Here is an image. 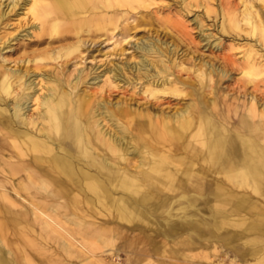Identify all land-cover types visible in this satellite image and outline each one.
Returning a JSON list of instances; mask_svg holds the SVG:
<instances>
[{
    "label": "bare ground",
    "instance_id": "bare-ground-1",
    "mask_svg": "<svg viewBox=\"0 0 264 264\" xmlns=\"http://www.w3.org/2000/svg\"><path fill=\"white\" fill-rule=\"evenodd\" d=\"M58 1L68 5L66 0ZM137 1L106 0L95 24L96 31L104 32L100 34L104 38L101 44H110L115 51L121 44L131 43L128 42L130 35L118 38L115 10L130 7ZM240 1L243 3V21L251 26L250 33L256 35L259 32L264 41V25L259 12L248 0ZM40 2L28 1L24 19L31 16L33 20H42L46 13ZM221 2L226 11L230 9L227 0ZM254 19L256 23H253ZM230 21L233 22L234 17L231 16ZM233 25L238 27L237 22ZM58 26L57 20L51 24L52 34ZM36 28L40 31L48 29L44 22ZM93 44V41L70 44L64 54L54 60L74 56L84 61V54ZM163 44L171 49L168 46L171 43L164 40ZM214 45L219 48V42ZM153 46L148 42H136L133 48L141 53L139 62L115 63L104 68L102 74L89 79L90 86L95 88L92 90L102 95L105 89L109 93L125 86L135 90L140 85L143 95L150 101L182 96L184 89L170 73L173 66L165 61L164 67L159 68L149 59L152 54H163L161 49ZM7 48H0V51ZM53 55L54 50L52 54H38L30 62L38 63L43 56L49 59ZM111 55L106 54V57ZM81 72L79 70L67 90L53 85L42 95L37 94L42 91L35 83L37 73H33L34 78L23 74L20 69H9L1 74L3 92L16 84L21 87L23 97L15 99L9 105L10 109L0 108V115L8 117V121L0 119V123L7 124L6 132L2 134L6 136V143L0 148V264H56L52 259L54 255H45L43 252L47 248L41 249L32 238L37 227H40L46 244L53 248V244H57L60 252L69 259L76 254V259L89 264L143 262L144 256H140L132 239L127 237L109 242L95 241L99 256L76 251L66 234L52 229L50 221L63 218L75 238L87 242L90 232L87 215L98 210L107 211L106 216L117 221L121 229L134 232L152 226L164 240L174 242L177 233L195 228L197 222L204 224L208 198L213 206L210 211L213 217L206 220L207 224L218 230H230L233 254L230 261L232 264H246L247 256L237 247L238 239L248 237L247 244L251 245L261 239L259 236L249 238V234L261 232L262 237L264 231V205L261 201L264 199V105H259L254 95L244 107L233 103L228 96L223 99L211 83L218 72L222 76H227V72L218 70L208 61L195 72L201 85L210 87L213 97L208 98L204 106L205 101L190 102L171 115L159 114L154 112L155 108L149 107L133 110L132 105L123 100L113 102L101 96L82 95L79 93L83 79ZM209 107L211 111L207 116L204 110ZM30 111H36L38 115L37 120L31 122V129L27 122ZM157 192L194 194L203 201L198 206L199 211L189 209L181 216L173 207L160 224L151 223L147 210H150L149 202L158 199ZM22 200L27 204L25 211L28 214H22L23 206L18 204ZM41 200L43 203H39ZM143 205H146L145 209H142ZM154 248L159 254V249ZM122 254L128 259L123 260ZM251 257L264 263V253H254ZM147 264L152 263L147 261Z\"/></svg>",
    "mask_w": 264,
    "mask_h": 264
},
{
    "label": "rangeland",
    "instance_id": "rangeland-1",
    "mask_svg": "<svg viewBox=\"0 0 264 264\" xmlns=\"http://www.w3.org/2000/svg\"><path fill=\"white\" fill-rule=\"evenodd\" d=\"M28 1L0 0V48L8 47L0 51V108L10 109L9 105L15 99L23 97L21 87L16 86V84L9 91L3 92L1 74L7 70L9 71V69H20L23 74H30L33 78V73H37L40 77L37 75L35 83L37 88H42V91L37 93L38 95L46 94L47 88L53 85L67 90L69 83L73 81L79 70H81L83 79L79 84L80 94H88L95 97L101 96L105 100L113 102L123 100L130 103L133 110L137 108L142 110L149 107L151 109L155 108L154 112L159 114L165 112L171 115L190 102L205 101L202 104L204 106L206 100L213 97L210 87L202 86L195 72L206 61L214 65L218 70L227 72V76H222L218 72L214 77V82L211 83L214 91H217L223 99L228 96V99L233 100V103L241 104L244 107L248 106L252 95H254L258 104L264 105V41L261 40L259 32H256V35L250 33L251 26L243 21V3L240 0H227V4H230L228 5L230 9L227 11L223 8L222 0H138L132 3L130 7L115 10L116 21L119 26L117 29L118 38L130 35L128 42H131L130 44H121L115 51L112 50V46H109L110 44H101L104 39L101 35L104 32L100 33L95 30L96 21L99 20H96V17L103 12L106 0H82L83 3L81 4L78 3L79 0H66L68 5H64L58 0H41L40 5L46 13L41 21L33 20L31 16H27L24 19ZM248 1L254 6V10L259 12V17L264 25V2L260 0ZM14 3H16V6H13ZM228 13H231L229 15L234 17L233 22H237L238 27H235L233 22L230 21L231 16L227 15ZM224 14H226L225 19L223 17ZM55 20H57L59 26L57 31L52 34L50 31L51 24ZM41 22L46 23V28L48 29L40 31V29L36 28ZM256 22V19H254L253 23ZM94 31H96V34ZM89 32L94 36L91 33L89 35ZM98 36L101 38H98ZM206 38L207 40H205ZM164 40L166 43H171L168 45L171 49H168L167 45L163 44ZM79 41L94 42L88 51H85L84 61L74 56L68 59L63 57L62 59L54 60L58 55L64 54L67 46L69 47ZM136 42L140 44L148 42L152 46L155 44L154 48L161 49L163 54H152L149 59L159 68L164 67L165 61L173 66L170 73H172L174 79L180 82L179 86L184 89L182 96L178 98L176 96H168L167 99L163 100L164 103L163 101L148 100L146 95H143L140 85L135 90L131 86H125L121 88L122 91L113 89L109 93L105 89L104 93H106L102 95L97 93V90H92L93 87L90 86L91 81L89 79L95 75L102 74L105 71L104 68L112 67L115 63L124 65L126 62H139L141 53L133 48ZM216 42H219V48L215 47L214 44ZM50 43L54 46L50 45ZM172 44L174 45L172 46ZM53 50L54 55L50 56L52 59H46L43 56V60L38 63L30 62L38 54L41 55L46 52L52 54ZM173 50L174 53H172ZM106 54L112 55L106 57ZM251 62L252 65L249 66ZM179 64L183 66L178 67ZM40 78L42 81H40ZM110 83L112 82L110 81ZM259 109L261 110L262 107H259ZM210 111V107L204 110L208 114L207 116H209ZM1 116L4 117L2 118ZM36 118H38L36 111L27 113V122L30 129L33 128L31 122ZM0 119L8 121L7 115H0ZM6 128L7 124L0 123V148L4 147L6 143V136L5 134L2 135L6 132ZM207 191H210L209 187H207ZM156 195L158 199L149 202L148 207L150 210H147V212L151 218V223L156 222L157 224L164 221V217H166L164 215L173 208L172 204L177 203L179 199H185L187 200L185 202L190 203L184 206L186 207L183 210L185 213L189 209L199 211L198 206L203 201L202 198L194 196V194L179 193L168 195L164 192H157ZM261 201L262 205H264L263 198H261ZM39 203H43V201L41 200ZM18 204L23 206V209H21L22 214H26V202L22 200ZM144 206L146 207V205H143L142 209H145ZM212 208L213 206H211L208 198L205 203L204 214L202 213L208 221L213 217L210 212ZM106 215L107 211L101 210L87 215V227L90 229L88 233L89 241L87 242H81L82 239L75 238V235L67 228L68 225L63 218H52L50 222L53 230L66 234L67 240L73 244L76 251H83L87 255H100L95 246V241L97 240L101 239L109 242L115 238L127 237L132 239V245L138 249L137 252L140 256H144V259L141 258L143 262H134L132 264H144L145 261L146 264L147 261L152 264H162L170 261L169 258L174 256L180 260L181 264H232L230 261V258L233 257L230 230H218L212 224H207L206 220L204 224L197 222L195 223V228H189L177 233L173 239H176L175 242H179L175 244L164 240L162 234L155 227H142L141 230L133 232L121 229L118 227L120 224L117 221L109 219ZM31 220L32 217L28 219V222L30 223ZM37 229L38 231L33 234L32 238L40 245L41 249L42 247L47 248L43 252L45 255H54L52 259L54 258L53 260L56 264H67L66 261L75 264H89L76 259V254L73 259H69L64 253L60 252L57 244H53L55 247L57 246L56 249L50 244L47 245L40 234V227H37ZM260 234H249V238L254 239L259 236V239H261L251 245L247 244L248 237L245 240L244 238L243 240L241 238L238 239L237 247L239 251L247 256L244 263L264 264L259 259H255L256 257H251L254 253H264V231H262L263 238L260 237ZM30 242L33 243V240H30ZM154 247L159 249L160 254L155 252L156 249ZM122 258L123 260L128 259L125 254H122ZM38 262L40 263V261ZM175 264L177 263L175 262Z\"/></svg>",
    "mask_w": 264,
    "mask_h": 264
},
{
    "label": "crops",
    "instance_id": "crops-1",
    "mask_svg": "<svg viewBox=\"0 0 264 264\" xmlns=\"http://www.w3.org/2000/svg\"><path fill=\"white\" fill-rule=\"evenodd\" d=\"M189 200L191 201V199H189ZM185 201H187V200H185V199H184V200L179 199V200L177 201V203L175 202V203L172 205V207H175V208L178 209L177 214H179V215H181V216L184 215V213H185V212H183V210H185V208H186V207H184V206L187 205V204H188V205L190 204L189 202L187 203V202H185ZM179 202H180V203H179ZM191 202H192V201H191ZM174 240H175V239H174ZM175 241H176V240H175ZM175 241H174L173 243H175ZM159 254H160V253H159ZM169 260H170L171 262L168 261V262H164V263H162V264H175V262H176L177 264H181V263H180V260H178L177 257H175V256L172 257V258L170 257ZM173 262H174V263H173Z\"/></svg>",
    "mask_w": 264,
    "mask_h": 264
}]
</instances>
